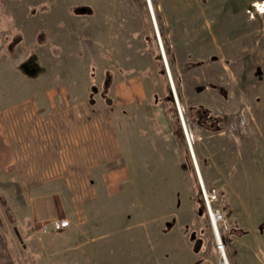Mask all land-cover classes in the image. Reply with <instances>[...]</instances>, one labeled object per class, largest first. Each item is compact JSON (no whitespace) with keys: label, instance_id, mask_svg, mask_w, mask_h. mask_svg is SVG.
<instances>
[{"label":"rangeland","instance_id":"1","mask_svg":"<svg viewBox=\"0 0 264 264\" xmlns=\"http://www.w3.org/2000/svg\"><path fill=\"white\" fill-rule=\"evenodd\" d=\"M149 2L228 264H264V0ZM160 46L146 0H0V264H219Z\"/></svg>","mask_w":264,"mask_h":264},{"label":"built area","instance_id":"2","mask_svg":"<svg viewBox=\"0 0 264 264\" xmlns=\"http://www.w3.org/2000/svg\"><path fill=\"white\" fill-rule=\"evenodd\" d=\"M201 192H202V197L204 201V205L207 210L210 226L212 233L215 237V244H216V249L220 254V262L219 264H228L226 254H225V246L221 242L219 238V234L217 231V222L222 219L221 213L217 209H212L210 207V202L214 199V196L210 194H206L202 184H200ZM69 226V222L67 219H52V220H47L44 222H40L39 225V231L41 232H47L49 230L52 231H61L66 229Z\"/></svg>","mask_w":264,"mask_h":264},{"label":"crops","instance_id":"3","mask_svg":"<svg viewBox=\"0 0 264 264\" xmlns=\"http://www.w3.org/2000/svg\"><path fill=\"white\" fill-rule=\"evenodd\" d=\"M39 217L42 218V217H44V215L43 214L39 215ZM42 220L43 219L38 220L39 223ZM175 236H178V235H176V234L173 235V238H174L173 243H172L173 244V248H172L173 250L171 252L170 259L173 262V264H179V262H181V260H182V257H181L182 256V252H180V249H181L183 244L180 241L179 236L177 238H175ZM112 242L113 241H111V244H110V252H109L110 253V258L109 259L114 264H121L122 260L119 257V253L116 250L111 249ZM183 256H184V258H187V254H186L185 251L183 252Z\"/></svg>","mask_w":264,"mask_h":264},{"label":"water","instance_id":"4","mask_svg":"<svg viewBox=\"0 0 264 264\" xmlns=\"http://www.w3.org/2000/svg\"><path fill=\"white\" fill-rule=\"evenodd\" d=\"M155 33H156V32H155ZM157 40H158V42H159L158 37H157ZM161 54H162V58H163L164 67H165V70H166V73H167V77H168V80H169V83H170V87H171L172 95H173V98H174V100H175L176 106H177V108H178V102H177V99H176V95H175V92H174V89H173L172 83H171V81H170V76H169L168 67H167V65H166L165 57H164V54H163L162 50H161ZM178 111H179V109H178ZM183 127H184V126H183ZM186 141H187V145H188V149H189L190 155H191V157H192V159H193V166H194V169H195L196 175H197V177H198V179H199V181H200L199 174H198V169H197V165H196V162H195V160H194V158H193V152H192V149H191L190 143L188 142V139H187Z\"/></svg>","mask_w":264,"mask_h":264},{"label":"trees","instance_id":"5","mask_svg":"<svg viewBox=\"0 0 264 264\" xmlns=\"http://www.w3.org/2000/svg\"><path fill=\"white\" fill-rule=\"evenodd\" d=\"M168 52H169V50H168V48H166V53H168ZM160 72H161L162 74H165V70H164V68H163L162 66L160 67ZM167 90L169 91V88H168V87H167ZM167 99L170 100V101H173L170 91L168 92ZM187 156H188V155H187ZM188 159H189V157H188ZM190 166L192 167V165H190ZM192 169H193V168H192ZM193 170H194V169H193ZM200 204H201V206H202L203 208L205 207V205H204V201L202 200L201 195H200ZM3 264H4V263H3Z\"/></svg>","mask_w":264,"mask_h":264},{"label":"bare ground","instance_id":"6","mask_svg":"<svg viewBox=\"0 0 264 264\" xmlns=\"http://www.w3.org/2000/svg\"><path fill=\"white\" fill-rule=\"evenodd\" d=\"M147 1V4H148V7H149V10H150V15H151V19H152V22H153V26H154V29H155V32H156V35H157V37H158V39H159V36H158V32H157V28H156V23H155V20H154V17H153V13H152V9H151V6H150V2H149V0H146ZM159 46H160V42H159ZM160 49L162 50V48H161V46H160ZM160 50V51H161ZM162 52H163V50H162ZM164 54V53H163ZM170 76V75H169ZM170 81H171V78H170ZM171 83H172V81H171ZM172 86H173V84H172ZM174 89V88H173ZM180 113H181V111H180ZM182 115V114H181ZM185 132H186V129H185ZM187 135V134H186ZM189 142V141H188ZM193 158H194V156H193Z\"/></svg>","mask_w":264,"mask_h":264}]
</instances>
